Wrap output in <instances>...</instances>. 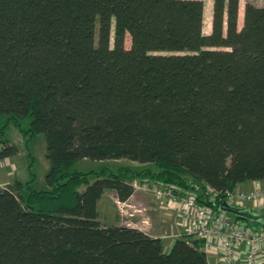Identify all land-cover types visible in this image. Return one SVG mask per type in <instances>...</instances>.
Returning a JSON list of instances; mask_svg holds the SVG:
<instances>
[{
  "label": "trees",
  "instance_id": "trees-1",
  "mask_svg": "<svg viewBox=\"0 0 264 264\" xmlns=\"http://www.w3.org/2000/svg\"><path fill=\"white\" fill-rule=\"evenodd\" d=\"M240 1L213 0L205 34L203 0H0V117L29 119L51 163L48 190L0 189V264H209L204 240L167 250L99 204L147 180L222 211L264 181V7L246 0L239 28ZM4 131L0 160L18 154ZM123 158L147 167L75 168Z\"/></svg>",
  "mask_w": 264,
  "mask_h": 264
},
{
  "label": "rangeland",
  "instance_id": "rangeland-1",
  "mask_svg": "<svg viewBox=\"0 0 264 264\" xmlns=\"http://www.w3.org/2000/svg\"><path fill=\"white\" fill-rule=\"evenodd\" d=\"M203 1L205 4L204 33L209 34L212 29L213 0ZM246 3V0L240 1L238 19L239 28H241L243 24L244 8ZM250 3L258 7H264V0H250ZM130 44V41L126 42L127 47H130ZM2 127L5 128V131L4 135L2 136L3 138L1 137V139L7 140L11 145L16 146L18 149V154L6 158L5 160H0V189L6 188L9 184L14 183L15 179H18L26 186L27 182H29L33 178V181L31 182L32 189L36 191L48 190L46 176L50 171L51 163L47 157V142L45 136L43 134L33 135L32 133L26 131L27 129H29V119L26 121H20L19 124H17L16 120L10 119L9 121V117L5 115L0 117V128ZM122 167H130L134 170H141L146 168L147 166L126 158L102 161L83 159L80 160L75 166V168L81 172H102L104 170H110L115 173H117L118 170ZM144 182L152 183V185L156 184L163 188L172 187L174 190H176L175 188H177L176 186L164 184L161 182L154 183L147 180ZM263 186L264 184H262L259 188H263ZM176 193H178L177 190ZM190 194H198L202 199L206 198V200L209 201L212 200V196H215L213 192L210 191L209 193V191L198 187L194 189L192 193L186 192L183 195L188 196ZM139 195L142 200H145L150 205L157 200H168V198H158L155 196V194L144 190H139ZM257 204L259 203L249 202L246 203L244 207L247 212H250V223L246 220H240L238 222L245 226L249 223V227L252 228L257 227V225H260V223H262V226H264V200L262 201V205H260L261 207H259V209L256 208ZM99 210L101 212V221L107 225L128 226V224H131V222H137V226L139 228H146L143 223L147 220V217L149 215L148 212L145 210L144 213H139L140 216L137 217V214L134 213L136 212V210L116 202L114 192L112 191H109L105 198L100 202ZM152 216L155 219L154 223H158V227L154 228L152 226L146 231H148L149 233L153 232V234H163V232L165 231L164 223L160 221L159 218H157L158 216L156 213ZM261 218L262 222H259V219ZM131 226L133 225L131 224L129 227ZM171 240V237H166L165 245L168 246Z\"/></svg>",
  "mask_w": 264,
  "mask_h": 264
},
{
  "label": "built area",
  "instance_id": "built-area-1",
  "mask_svg": "<svg viewBox=\"0 0 264 264\" xmlns=\"http://www.w3.org/2000/svg\"><path fill=\"white\" fill-rule=\"evenodd\" d=\"M0 144V150H1ZM134 180L135 190H144L155 194L158 198H168L175 207L177 215L183 220L185 236L204 240L205 251L209 252L216 240H221V264H264L260 259L261 246H264V228L254 231L226 215L223 211H215L202 203L195 195H183L172 187L163 188L149 182ZM264 184V183H263ZM227 202L241 206L249 202L259 203L264 200L263 188L250 191L235 190L226 193ZM240 244L247 245V253L243 262H238L235 252Z\"/></svg>",
  "mask_w": 264,
  "mask_h": 264
},
{
  "label": "crops",
  "instance_id": "crops-1",
  "mask_svg": "<svg viewBox=\"0 0 264 264\" xmlns=\"http://www.w3.org/2000/svg\"><path fill=\"white\" fill-rule=\"evenodd\" d=\"M1 169H2V167H1ZM15 180H18V179H15ZM263 183H264V181L247 182V183L238 185L237 190L250 191L254 188H259ZM246 184H248V185H246ZM107 193H106V195H107ZM114 195H115V193H114ZM105 196H104V198H105ZM139 196H140L139 190H135L134 195L129 199L128 202H125V203L119 202L117 200L116 196H115V200L117 203H121L123 205L130 207L131 209L136 210V212H134V213L137 214V217L140 216L139 213H144V211L146 210L149 214L147 217V220L143 223L146 226V228L145 229L139 228L137 226V222H131V224L133 225L131 227L139 229V230H141V231H143V232H145V233H147L153 237H160L164 240V243H165L166 237H171L172 238L171 242L169 243L168 246H166V249L169 250L177 238L184 237L185 230H184L183 220L177 215V213L175 211V207L172 204H170L169 200H164V201L157 200L150 205L145 200H142V198H140ZM245 205L246 204L241 205V206H237V205L236 206L232 205V206L235 208H239V209L244 210V214H246L247 217L241 216V218H242L241 221L246 220L250 223V219H251L250 212H247V210L244 209ZM260 205H262V202H259V204H257L256 208L259 209V207H261ZM223 212L226 213V215L230 216L233 219H234V217H240V216L232 215V214L227 213L225 211H223ZM155 213L158 216L157 218H159L160 221H162L164 223L165 231L163 232V234H165V235H163L162 233H159V234L154 233L153 234V232L149 233L148 231H146V230L150 229V227H152V226L154 228L158 227V223L157 224L154 223L155 219L152 216ZM259 220H260V222H262L261 221L262 218ZM249 223L246 224V227H248L254 231H260L264 228L261 223H260V225H257V227H254V228L249 227ZM131 224H128V226H130ZM166 234H170V235H166ZM221 247H222L221 246V240H216L214 242L213 246L211 247L210 251L207 252L208 257H209V264H221V253H222ZM260 248H261L260 259L263 261L264 260V246H261ZM204 249H205V247H204ZM246 253H247V245L240 244L237 247L236 252H235L236 260L238 262H243L245 259Z\"/></svg>",
  "mask_w": 264,
  "mask_h": 264
},
{
  "label": "water",
  "instance_id": "water-1",
  "mask_svg": "<svg viewBox=\"0 0 264 264\" xmlns=\"http://www.w3.org/2000/svg\"><path fill=\"white\" fill-rule=\"evenodd\" d=\"M222 211H225L227 213H230L232 215H236V216H242V217H247L246 214H244V210L239 209V208H235L232 205H230L229 203H225L222 207Z\"/></svg>",
  "mask_w": 264,
  "mask_h": 264
},
{
  "label": "bare ground",
  "instance_id": "bare-ground-1",
  "mask_svg": "<svg viewBox=\"0 0 264 264\" xmlns=\"http://www.w3.org/2000/svg\"><path fill=\"white\" fill-rule=\"evenodd\" d=\"M185 236V235H184ZM188 237V236H187Z\"/></svg>",
  "mask_w": 264,
  "mask_h": 264
}]
</instances>
